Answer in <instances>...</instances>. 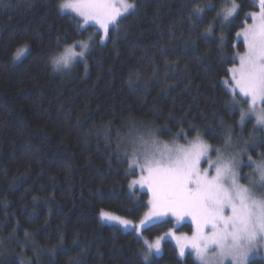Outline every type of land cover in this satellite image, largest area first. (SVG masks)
Segmentation results:
<instances>
[{"label":"trees","instance_id":"16d2710c","mask_svg":"<svg viewBox=\"0 0 264 264\" xmlns=\"http://www.w3.org/2000/svg\"><path fill=\"white\" fill-rule=\"evenodd\" d=\"M129 2L135 15L101 43L96 26L78 31L81 19L61 13V0H0V264H146L142 239L100 217L135 221L148 210L125 155L139 130L184 144L199 132L214 147L230 132L232 146L258 161L264 153V128L241 125L245 105L233 111L224 83L246 50L236 33L258 6L237 0L239 14L223 22L222 0ZM81 40L84 60L55 70L52 58ZM155 225L148 240L193 231L173 219ZM147 264L198 263L165 241Z\"/></svg>","mask_w":264,"mask_h":264},{"label":"snow or ice","instance_id":"6c2138e0","mask_svg":"<svg viewBox=\"0 0 264 264\" xmlns=\"http://www.w3.org/2000/svg\"><path fill=\"white\" fill-rule=\"evenodd\" d=\"M252 2L258 10L245 14L246 22L236 33L237 38L242 37L246 50L243 54L236 53L239 64L228 70L231 78L224 83L231 85L233 111L240 105L247 106L239 108L241 125L254 116L256 125L264 128V0ZM222 3L225 7L216 14L223 22H230L239 14L240 4L237 0H222ZM59 8L62 14L74 13L81 18L78 31H86L85 25L97 26L103 43L110 39L111 32L119 31L124 20L135 15L136 5L129 0H61ZM203 12L204 9H194L198 19L203 18L200 15ZM208 32L211 33V27ZM89 49L88 41H77L53 57L51 63L55 70L70 69L78 62L77 58L84 60ZM26 50L18 49L15 59H20ZM182 138L185 144L176 139L171 144L162 142L155 129L133 137L131 154L125 153L129 156V174L134 177L129 187L147 190L148 211L136 224L103 210L101 219L131 229L141 238L144 231L151 230L148 225L155 227L156 221L168 217L177 224L191 222V236L170 229L153 241L144 239L146 264L153 253H160L165 237L176 241L180 257L190 249L200 264H248L249 254L264 245V153L259 161H254L246 149L229 151L230 132L222 136L223 149H213L201 139L199 132L193 140H188L186 135ZM245 156L259 177L253 180L249 174L247 184L241 183L239 171ZM202 163L207 166L203 167Z\"/></svg>","mask_w":264,"mask_h":264},{"label":"rangeland","instance_id":"374dc122","mask_svg":"<svg viewBox=\"0 0 264 264\" xmlns=\"http://www.w3.org/2000/svg\"><path fill=\"white\" fill-rule=\"evenodd\" d=\"M74 14V13H73ZM75 15V14H74ZM81 19V18H80ZM251 23V22H250ZM250 23H248V24H250ZM89 25H92V24H89ZM93 26H95V25H93ZM97 27V26H96ZM242 30V29H241ZM240 30V31H241ZM241 40H242V37L240 38ZM241 54H243V53H241ZM238 64H239V59H238V63L236 64V66H238ZM230 78H231V73H230ZM230 90H231V85H230ZM246 105L244 106V108L246 109ZM247 119H253V120H255V117L254 116H249ZM246 119V120H247ZM255 122H256V120H255ZM146 132H148L147 130H145V129H142V130H139V132H138V134H140V133H146ZM201 139L202 140H204L202 137H201ZM205 141V140H204ZM162 142H166V141H162ZM206 143H208L207 141H205ZM166 143H169V144H171L170 142H166ZM181 144H184V143H181ZM209 144V143H208ZM209 145H211V144H209ZM212 146V145H211ZM133 147V145L131 144V148ZM212 148L213 149H215V148H224L223 146L222 147H220V146H216V147H214V146H212ZM238 149H246V147H243V146H237V145H234V146H232L230 149H229V151H232V150H238ZM247 155H250L248 152H247ZM252 157V156H251ZM213 158H215V156L213 155ZM252 159L254 160V161H258V160H256V159H254L253 157H252ZM244 165H249V162H248V160H247V158H246V156L245 157H243L242 158V166H241V168H240V180H241V183H244V184H247V182H248V178H249V174H252V176H251V178L253 179V180H258L259 179V177H258V175L257 176H254L253 175V171H252V169H247L246 170V172H244L243 173V167H244ZM202 166L203 167H206L207 165L206 164H203L202 163ZM138 175H139V173H138ZM246 179L247 180V182H244L243 181V179ZM132 189H137V190H139V191H141V192H146L147 193V190L146 189H140L139 188V186H136V187H134V188H132ZM256 190L257 191H260V189L257 187L256 188ZM149 198H150V196H149ZM148 208H149V206H148ZM148 211V210H147ZM146 211V212H147ZM107 212H109V211H107ZM111 213V212H110ZM113 214V213H112ZM141 218H143V216L141 217ZM140 218V219H141ZM140 219H138V220H135V221H132V220H130V221H132L134 224H136V223H139V220ZM167 219H173L174 221H175V219L174 218H172V217H168ZM164 221V220H163ZM107 222V221H106ZM157 222H160V221H156L155 223H157ZM109 223H112V222H109ZM175 223H176V221H175ZM113 224H115V223H113ZM182 224H191V222L189 221V220H185V221H183V222H181L180 224H177L176 223V226L177 227H179V226H181ZM116 225H118L119 227H121V228H123V226H121V225H119V224H116ZM151 225V224H150ZM150 225H148V226H150ZM147 226V227H148ZM124 229V228H123ZM128 231H132L131 229H128ZM134 232V231H133ZM135 233V232H134ZM180 233H185V234H187V235H189V236H191L192 235V233H186V232H180V231H177V234H180ZM163 235V234H162ZM141 238V237H140ZM142 241L144 240V239H147L146 238V236L143 234L142 235ZM148 240V239H147ZM154 240V239H153ZM153 240H149V241H153ZM165 241H171L172 243H174V245L176 246V248H177V250H178V247H177V244H176V241L174 240V239H172L171 237H165V239L161 242V251H160V253L159 254H155V253H153V255L152 256H150V258H149V260L148 261H150L152 258H154L155 256H159V255H161L162 254V247H163V243L165 242ZM145 246V245H144ZM145 249H146V246H145ZM147 251V249L145 250V252ZM189 252H191V250L190 249H186V254H185V256L187 255V253H189ZM193 255H194V253H193ZM178 256L180 257V255H179V250H178ZM185 256L184 257H180L181 259H184L185 258ZM194 257H195V255H194ZM195 260H196V258H195ZM253 261H256V262H258V263H261V264H264V245H262V246H259V247H257L255 250H253L250 254H249V256H248V264H251V262H253ZM196 262L198 263V264H200V262L198 261V260H196ZM226 264H227V262H226Z\"/></svg>","mask_w":264,"mask_h":264}]
</instances>
